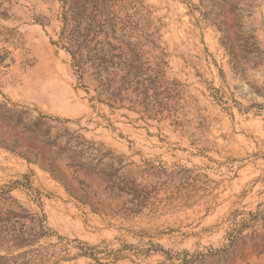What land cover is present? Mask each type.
I'll list each match as a JSON object with an SVG mask.
<instances>
[{"label": "rangeland", "instance_id": "rangeland-1", "mask_svg": "<svg viewBox=\"0 0 264 264\" xmlns=\"http://www.w3.org/2000/svg\"><path fill=\"white\" fill-rule=\"evenodd\" d=\"M0 264H264V0H0Z\"/></svg>", "mask_w": 264, "mask_h": 264}]
</instances>
